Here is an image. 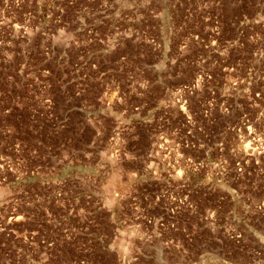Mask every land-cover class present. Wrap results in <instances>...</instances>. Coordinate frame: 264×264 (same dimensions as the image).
Segmentation results:
<instances>
[{"label":"rangeland","instance_id":"obj_1","mask_svg":"<svg viewBox=\"0 0 264 264\" xmlns=\"http://www.w3.org/2000/svg\"><path fill=\"white\" fill-rule=\"evenodd\" d=\"M0 264H264V0H0Z\"/></svg>","mask_w":264,"mask_h":264},{"label":"bare ground","instance_id":"obj_2","mask_svg":"<svg viewBox=\"0 0 264 264\" xmlns=\"http://www.w3.org/2000/svg\"><path fill=\"white\" fill-rule=\"evenodd\" d=\"M248 135H254V133L252 132V133H248ZM257 143L258 144V141H256L255 139H253V141H248V143L246 144V148L244 149V151H245V153L248 155V153H249V151L251 150L252 151V153L250 154V155H248V156H251V155H253V156H255V152H256V150H254L251 146L252 145H254L253 143ZM258 154L259 155H261L262 153H260V150L258 151ZM115 181V180H114ZM112 185V184H111ZM112 186H114V185H112Z\"/></svg>","mask_w":264,"mask_h":264}]
</instances>
